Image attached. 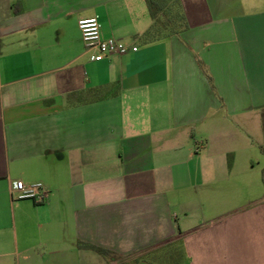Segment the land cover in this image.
Masks as SVG:
<instances>
[{
    "label": "crops",
    "instance_id": "obj_1",
    "mask_svg": "<svg viewBox=\"0 0 264 264\" xmlns=\"http://www.w3.org/2000/svg\"><path fill=\"white\" fill-rule=\"evenodd\" d=\"M177 1L182 24L151 39L145 0H0V264H118L172 246L200 234L189 219L205 177L255 170L264 0ZM90 17L128 51L91 61L77 27ZM17 181L45 201L15 198ZM238 241L200 235L196 247L264 264Z\"/></svg>",
    "mask_w": 264,
    "mask_h": 264
},
{
    "label": "rangeland",
    "instance_id": "obj_2",
    "mask_svg": "<svg viewBox=\"0 0 264 264\" xmlns=\"http://www.w3.org/2000/svg\"><path fill=\"white\" fill-rule=\"evenodd\" d=\"M236 149L240 151L241 146L238 145ZM254 154L252 163L255 170L250 176H229L227 169H223L220 182L215 185L211 182L214 179L211 176L204 178L206 190L211 192L205 194L203 209L196 204L195 194L189 191L188 202L197 205L191 209L189 227L196 228L199 235L175 240L171 242L172 246L129 257L125 263L135 264L133 258H136L144 264H223L219 263L218 257L207 258L196 247L197 236L216 233L226 236L237 234L239 249L246 252L257 250L264 255V156L261 151ZM230 161L231 155L227 156V163ZM213 190L218 192L214 193ZM208 259L216 260V263L205 262Z\"/></svg>",
    "mask_w": 264,
    "mask_h": 264
},
{
    "label": "built area",
    "instance_id": "obj_3",
    "mask_svg": "<svg viewBox=\"0 0 264 264\" xmlns=\"http://www.w3.org/2000/svg\"><path fill=\"white\" fill-rule=\"evenodd\" d=\"M81 39L88 50H94L91 61L98 62L111 55H123L128 49L116 43L113 39H102L100 36V24L97 18L90 17L80 19L77 22ZM136 51V48H132ZM17 199H29L36 204H41L46 199V194L40 184L25 186L21 181L14 183L11 191Z\"/></svg>",
    "mask_w": 264,
    "mask_h": 264
},
{
    "label": "trees",
    "instance_id": "obj_4",
    "mask_svg": "<svg viewBox=\"0 0 264 264\" xmlns=\"http://www.w3.org/2000/svg\"><path fill=\"white\" fill-rule=\"evenodd\" d=\"M149 15L152 19L151 29L146 34L147 38L153 39L156 32H160L162 26H169L170 29L176 30L182 23V17L180 15L179 4L177 0H145ZM153 37V38H152ZM264 156V148L260 149ZM263 184H264V169L262 171ZM85 249L92 250L105 259L113 260L117 257L113 252L100 248L91 244L79 243ZM135 264H144L139 262L138 259L133 258ZM132 260V259H130ZM127 261V260H126ZM126 261H122L118 264H126Z\"/></svg>",
    "mask_w": 264,
    "mask_h": 264
}]
</instances>
